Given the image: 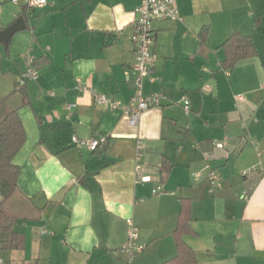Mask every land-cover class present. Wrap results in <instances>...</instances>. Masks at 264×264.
Wrapping results in <instances>:
<instances>
[{
    "label": "crops",
    "instance_id": "1",
    "mask_svg": "<svg viewBox=\"0 0 264 264\" xmlns=\"http://www.w3.org/2000/svg\"><path fill=\"white\" fill-rule=\"evenodd\" d=\"M46 1L28 7L8 51L0 45V121L17 110L26 132L18 188L0 193V264H163L177 255L183 199L196 234L183 241L199 264H264L255 256L264 252V0H177L180 21L153 24L157 58L143 92L162 98L137 127L91 93L123 104L133 96L141 0ZM25 5L0 0V31ZM234 33L251 37L258 56L227 72L222 46ZM28 55L40 77L18 93ZM74 137L107 144L93 152ZM206 166L222 178L213 194ZM127 219L145 246L133 260L121 253ZM7 224L22 247L3 245Z\"/></svg>",
    "mask_w": 264,
    "mask_h": 264
},
{
    "label": "built area",
    "instance_id": "2",
    "mask_svg": "<svg viewBox=\"0 0 264 264\" xmlns=\"http://www.w3.org/2000/svg\"><path fill=\"white\" fill-rule=\"evenodd\" d=\"M13 3L16 4L17 0H13ZM47 4L46 0H27V5L31 9L43 7ZM135 16L136 19L133 23L134 34L131 38L136 53V60L133 64V71L135 72L133 96L128 103L123 104L106 95L95 92L91 94L98 106L107 111L122 110L129 118L130 125L137 127L144 113L154 105H158L162 98L160 94L147 97L143 92L144 81L152 76L157 58L155 53L156 33L153 24L156 21L163 20L178 22L181 16L177 0H141V5L136 9ZM39 77L40 73L35 66V61L28 55L25 59V70L15 83V91L18 93L22 92L30 83L37 82ZM206 90L210 91V87H207ZM182 103L185 113L190 114V101L186 96L183 97ZM73 107V105H67V110L71 111ZM73 142L77 148L85 147L94 152L99 146L107 144V139L96 138L83 141L74 137ZM213 146L220 149L224 147L222 142H214ZM205 171L207 172V179L211 186L210 193L213 194L216 189L221 187L222 178L217 169L212 166H206ZM137 175L140 176V168H137ZM196 176L198 177L199 173ZM141 181L149 183L151 178L142 177ZM162 192L163 187L159 186L152 193L153 195H159ZM127 226L128 240L121 253L126 254L130 260H133L145 250V246L139 242V230L132 219H127Z\"/></svg>",
    "mask_w": 264,
    "mask_h": 264
},
{
    "label": "trees",
    "instance_id": "3",
    "mask_svg": "<svg viewBox=\"0 0 264 264\" xmlns=\"http://www.w3.org/2000/svg\"><path fill=\"white\" fill-rule=\"evenodd\" d=\"M29 6L22 8L21 17L26 21L28 27ZM208 34V27L201 33V50H204ZM222 49L225 57L221 63L223 70L232 71L239 62L253 59L258 56V50L251 37L242 36L239 33L232 34L223 44ZM8 51V47L6 48ZM36 66V64H35ZM26 132L17 110L8 111L0 121V193L6 198L18 188L20 168L14 164L15 157L24 147ZM5 232L11 231L10 225H5ZM12 239L3 243L7 248H20V243L13 244L19 235L11 231ZM186 235L195 236L191 227V203L189 200H181V209L178 217L177 227L174 231L177 255L163 264H199L195 252L183 241Z\"/></svg>",
    "mask_w": 264,
    "mask_h": 264
},
{
    "label": "water",
    "instance_id": "4",
    "mask_svg": "<svg viewBox=\"0 0 264 264\" xmlns=\"http://www.w3.org/2000/svg\"><path fill=\"white\" fill-rule=\"evenodd\" d=\"M27 25L23 17H19L11 25L0 31V45H3L5 48L8 47L11 38L21 32L26 30ZM258 259L264 260V252L258 253L255 255Z\"/></svg>",
    "mask_w": 264,
    "mask_h": 264
}]
</instances>
